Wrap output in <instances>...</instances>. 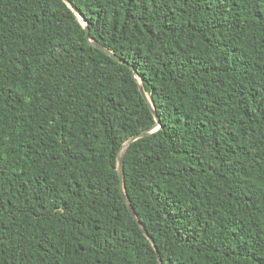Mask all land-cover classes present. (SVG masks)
I'll return each instance as SVG.
<instances>
[{"label": "trees", "instance_id": "obj_1", "mask_svg": "<svg viewBox=\"0 0 264 264\" xmlns=\"http://www.w3.org/2000/svg\"><path fill=\"white\" fill-rule=\"evenodd\" d=\"M68 1L136 74L0 0V264H264V0Z\"/></svg>", "mask_w": 264, "mask_h": 264}, {"label": "water", "instance_id": "obj_2", "mask_svg": "<svg viewBox=\"0 0 264 264\" xmlns=\"http://www.w3.org/2000/svg\"><path fill=\"white\" fill-rule=\"evenodd\" d=\"M64 2H66L68 4V6L72 9V11L75 13V15L77 16V18H81L83 23V27L85 29V35L88 38V43L95 46L96 48L100 49L101 51H103L104 53L108 54L109 56H111L112 58H114L116 61L121 62V63H125L127 65H129L125 60H123L122 58L116 56L111 50H109L108 48L104 47L103 45H101L100 43L92 40L89 37V30H88V25H87V21L85 20V18L83 17V15L77 10V8L75 6H73L72 4H70V2L68 0H63ZM130 66V65H129ZM133 73L136 74L135 70L132 68V66H130ZM137 83H138V89L142 95V97L144 98V100L146 101L148 107L150 108V111L154 117L155 123L148 129L140 131L139 133L131 136L130 138H128L121 146L118 154H117V161H116V171H117V175H118V184H119V189L121 192V195L123 197V200L127 206L128 211L130 212L131 216L136 220L138 226L141 228L143 234L147 237V239L151 242V244L153 245L156 254L158 256V251L156 248V245L154 243V240L152 239V237L148 234L147 230L144 228V226L141 224V222L139 221L136 213L134 212V209L132 208L128 195L125 191V185H124V169H123V165H124V154H125V150L127 148V146L133 142L136 139L142 138L144 136H147L149 134H151L152 132L156 131L157 129L160 128V122H159V117L156 114V111L154 109V106L152 105L149 97H147V93L144 90L143 87V80L141 77L137 76ZM158 264H159V257H158Z\"/></svg>", "mask_w": 264, "mask_h": 264}, {"label": "snow or ice", "instance_id": "obj_3", "mask_svg": "<svg viewBox=\"0 0 264 264\" xmlns=\"http://www.w3.org/2000/svg\"><path fill=\"white\" fill-rule=\"evenodd\" d=\"M159 264H165V257L159 258Z\"/></svg>", "mask_w": 264, "mask_h": 264}, {"label": "bare ground", "instance_id": "obj_4", "mask_svg": "<svg viewBox=\"0 0 264 264\" xmlns=\"http://www.w3.org/2000/svg\"><path fill=\"white\" fill-rule=\"evenodd\" d=\"M79 19H81V18H79ZM147 97H148V95H147Z\"/></svg>", "mask_w": 264, "mask_h": 264}, {"label": "rangeland", "instance_id": "obj_5", "mask_svg": "<svg viewBox=\"0 0 264 264\" xmlns=\"http://www.w3.org/2000/svg\"><path fill=\"white\" fill-rule=\"evenodd\" d=\"M82 23H83V21H82Z\"/></svg>", "mask_w": 264, "mask_h": 264}]
</instances>
